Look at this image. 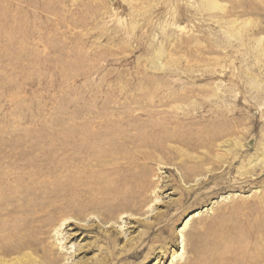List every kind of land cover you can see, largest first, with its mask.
Returning a JSON list of instances; mask_svg holds the SVG:
<instances>
[{
    "label": "rangeland",
    "instance_id": "rangeland-1",
    "mask_svg": "<svg viewBox=\"0 0 264 264\" xmlns=\"http://www.w3.org/2000/svg\"><path fill=\"white\" fill-rule=\"evenodd\" d=\"M1 261L264 264V0H0Z\"/></svg>",
    "mask_w": 264,
    "mask_h": 264
},
{
    "label": "bare ground",
    "instance_id": "bare-ground-1",
    "mask_svg": "<svg viewBox=\"0 0 264 264\" xmlns=\"http://www.w3.org/2000/svg\"><path fill=\"white\" fill-rule=\"evenodd\" d=\"M13 238H14V237H13ZM13 241H15V240H13ZM19 245H20V244H19ZM10 247H11V246H10ZM15 249H17V248H15ZM6 251H7V250H6ZM10 251H11V250H9L8 252H10ZM11 252H12V251H11ZM14 252H15V251H14ZM20 260H21V259H20ZM16 261H17V260H15L14 262L16 263ZM14 262H13V263H14ZM18 263H19V260H18ZM0 264H9V263L1 261Z\"/></svg>",
    "mask_w": 264,
    "mask_h": 264
}]
</instances>
